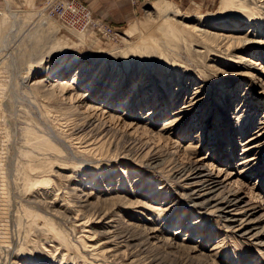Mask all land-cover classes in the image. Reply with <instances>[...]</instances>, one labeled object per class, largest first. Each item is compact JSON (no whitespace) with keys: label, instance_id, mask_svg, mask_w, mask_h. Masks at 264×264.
<instances>
[{"label":"rangeland","instance_id":"1","mask_svg":"<svg viewBox=\"0 0 264 264\" xmlns=\"http://www.w3.org/2000/svg\"><path fill=\"white\" fill-rule=\"evenodd\" d=\"M43 1L0 0V264H264V0H119L123 20L93 15L101 27L83 32ZM165 3L180 16L162 18ZM225 27L262 43L216 39ZM88 116L111 131L79 155L71 148L93 143L74 131ZM147 147L177 164L205 159L254 209L261 236L228 230L170 165L148 166ZM99 209L118 215L100 221ZM148 227L166 238L145 242Z\"/></svg>","mask_w":264,"mask_h":264},{"label":"bare ground","instance_id":"2","mask_svg":"<svg viewBox=\"0 0 264 264\" xmlns=\"http://www.w3.org/2000/svg\"><path fill=\"white\" fill-rule=\"evenodd\" d=\"M154 8L159 13V15H161L162 18H165L166 20L169 19V17H168L169 14H172L173 17H175V16H180V13H181V11L177 7L173 6L170 3H165V4H162V5L161 4L155 5ZM89 10L91 11V9H89ZM91 14H93L92 11H91ZM91 14L89 13V17H90V19H93V20H92L91 23L86 24L84 26V28H82V27H73L72 26V23L70 21H68V22L65 21V22L69 26L77 29L80 32H83L86 29H88L90 27H94V26L101 27L99 25V22ZM203 19L204 18H202V16L200 17V14H197L196 15V19L195 20H197V22H198V24L200 26H201V22H202ZM214 19H216V18H214ZM60 20H63V19H60ZM80 28H82V29H80ZM169 29L172 30L171 27H169ZM227 29H228V27L227 28L225 27V28L221 29L222 34H220V33L215 34L216 39H218V40H220L222 42H227V43L228 42H234V43H237V44L239 43V44H241V46H242L243 49H246L248 47L247 44L262 43V41L259 40V37L260 36H258L257 33L256 34L254 33L251 36L249 35V32L247 34H245V35L244 34L242 35L241 32H239V33L237 32V33H234V34L231 35V34H228L230 31H227ZM219 31H220V29H219ZM256 31H257V29H256ZM197 33H199L198 34L199 36H205V35L207 36V34H208V32L202 30L201 28L200 29L198 28ZM231 33H232V31H231ZM53 87L55 88L56 86H53ZM59 88H61V90L65 92V91H68V90H70V91L73 90L75 88V86L73 85V83H71V84H65V85H63V87L62 86H59ZM88 96L89 95L86 96L84 93L81 94V95L78 94V99L77 100L78 101L80 99L82 100V99H84V98H86ZM0 106H4V105H2V103L0 102ZM92 108L93 107H90V109H92ZM0 110H1V107H0ZM94 119H95V116H88V117H86L85 122H84V125H82L81 127L77 126L74 129V131H76L81 136L83 135L85 138L91 137L90 141H92V139L93 140L94 139H97L101 134L104 135V139H105V136H108L109 135V132L111 130L110 129L103 128V125L99 124L98 121L96 119L95 120ZM167 128H169V127L166 126L165 128L161 129V132L167 130ZM59 133L60 134H58V135H62L63 134V132H59ZM160 135H162V134L160 133ZM8 138H9L8 134H5L3 141L6 143L7 140H8ZM165 138H168V137H165ZM78 140H79V138H78ZM77 144H80V143H77ZM93 145H95L94 142L91 145L90 144L86 145V147H79V148L78 147L77 148L72 147L71 150H76V151H78V153H80L79 155H81V154H85V153L90 152L92 149H95L96 150V149H99L100 148V147L99 148H92ZM190 150H191V148H189V147L185 148V152H184L185 155L191 156L190 155ZM128 151H130V150H128ZM131 151H132V148H131ZM140 156H143L146 159L144 161H147L148 166H151L153 168H157V169H159L161 171H165V170L169 169V168H167V166L170 165L171 169L169 171H167L168 178L170 180H172V181L180 184L181 185L180 187L185 190L184 192H187L189 195H191L192 200L194 201V203H196L198 205H204L205 207H208L209 208V211L212 214H214L215 216H218V218L220 220H223V222H225V225L228 228V230H233L234 233H245V234H241V236H245L247 234H251V237H254V238H257V237L261 236V233L260 232L255 231L251 227V224H252L251 222H252V216H253V212H254L253 210L254 209H251L252 207L250 208V205L244 204V201L242 200V196L240 194V191L235 190L236 188L235 189H229L227 187V185L225 183L230 180L229 178L226 179V181L225 180H222L220 176L214 175L213 174V171H211V169H209V170L206 169L207 168L206 167L207 165H206L205 159H189L188 158V161L186 163H178L177 164V163H175L176 162L175 161L176 160V155L174 153H170L169 155H167L166 157H164L161 154H158V152H155V150H153L150 147H147L146 149L144 148V150L142 151V153H141ZM77 195H78V193H77ZM92 195L93 194H88V195H85L84 194V198H86V201L85 202H88L90 200V198H92L91 197ZM79 196H81V195H79ZM115 197H116V195H115ZM115 197H113L112 201L108 202V203H110L112 205V207H115V205L117 206V204L121 203V200H122V198H120V197H117L116 199H115ZM129 206H136L137 208H141L143 210L152 211L155 214L159 210L158 208H154V207L150 206L149 204L142 203V202L131 203ZM251 206H253V205H251ZM80 207L81 206H79V208ZM110 210L105 211L104 209H101V210L99 209V211H95L96 214H97L96 216L100 219V221L101 220H109V218H110L109 216H110V213H111ZM114 212L115 211H113L112 213H114ZM83 213H85V212H83ZM115 213L116 214L113 215V216L118 215L117 212H115ZM93 216H95V214ZM111 218H113V217H111ZM155 218H156V216H152V218H150V220L153 219V221H156L157 219H155ZM89 219L90 218H88V220ZM78 220H81V219H78ZM100 221L98 220V222H99L98 224L102 223ZM105 222H107V221H105ZM129 223H131V222H129ZM107 224L108 225H104V226H110L109 222ZM115 224H116V222H115ZM123 224L126 225L127 223H122L121 226ZM131 224L129 226H133V224L132 225ZM125 225H123V226H125ZM113 227H116V226H113ZM128 228H130V227H128ZM135 229H137L136 231H141L140 230V226H138V227L136 226ZM141 233H142V235L145 238V242H148L150 240H154V239L158 238V236H162L165 233V231L164 230H161V229H158L157 227H148L147 230H144ZM163 237L166 238L164 235H163ZM159 240H161V238ZM70 242L73 243L74 246L76 245L77 247H79L83 252H86L87 251L86 254H89V255L91 254L90 251H88L86 249L87 248V245H86V243L84 241H82V243H79L78 241H76V242L70 241ZM164 242H166V240H164ZM260 243H261L262 246H264V240H259V244ZM122 244H123V242H122ZM98 247H100V246H98ZM151 247H153V245H151ZM179 247H177V248H179ZM181 249H182V247H181ZM194 250H192V251H194ZM91 251H96V250L95 249H91ZM103 254L106 257L109 256V253L108 252H104ZM91 255H95V254L92 253ZM197 256H199V255L197 254ZM203 257H205V256L202 255L201 258H203Z\"/></svg>","mask_w":264,"mask_h":264},{"label":"built area","instance_id":"3","mask_svg":"<svg viewBox=\"0 0 264 264\" xmlns=\"http://www.w3.org/2000/svg\"><path fill=\"white\" fill-rule=\"evenodd\" d=\"M43 3V11L46 15L63 19L66 22L70 21L73 27L84 28L93 20L89 17L91 11L81 0H44ZM102 25L105 33L110 34L111 29L103 23Z\"/></svg>","mask_w":264,"mask_h":264},{"label":"crops","instance_id":"4","mask_svg":"<svg viewBox=\"0 0 264 264\" xmlns=\"http://www.w3.org/2000/svg\"><path fill=\"white\" fill-rule=\"evenodd\" d=\"M84 1V0H83ZM85 5L90 7L93 15L98 16L101 21H111L120 22L123 20L120 13L122 10L120 9L119 0H85ZM122 18V19H121ZM121 19V20H120Z\"/></svg>","mask_w":264,"mask_h":264}]
</instances>
